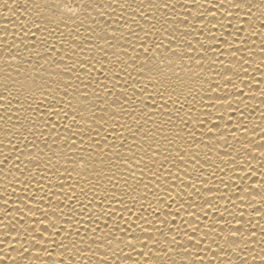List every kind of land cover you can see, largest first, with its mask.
<instances>
[{"label": "bare ground", "instance_id": "obj_1", "mask_svg": "<svg viewBox=\"0 0 264 264\" xmlns=\"http://www.w3.org/2000/svg\"><path fill=\"white\" fill-rule=\"evenodd\" d=\"M0 264H264V0H0Z\"/></svg>", "mask_w": 264, "mask_h": 264}, {"label": "snow or ice", "instance_id": "obj_2", "mask_svg": "<svg viewBox=\"0 0 264 264\" xmlns=\"http://www.w3.org/2000/svg\"><path fill=\"white\" fill-rule=\"evenodd\" d=\"M82 114V113H81ZM65 115H67V113H65ZM73 119H75V117H73Z\"/></svg>", "mask_w": 264, "mask_h": 264}]
</instances>
